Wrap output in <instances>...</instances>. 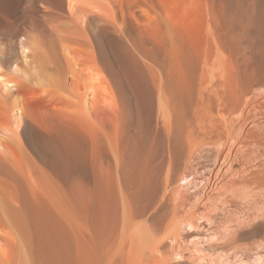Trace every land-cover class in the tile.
Returning <instances> with one entry per match:
<instances>
[{
  "label": "bare ground",
  "instance_id": "bare-ground-1",
  "mask_svg": "<svg viewBox=\"0 0 264 264\" xmlns=\"http://www.w3.org/2000/svg\"><path fill=\"white\" fill-rule=\"evenodd\" d=\"M0 264H264V0H0Z\"/></svg>",
  "mask_w": 264,
  "mask_h": 264
}]
</instances>
